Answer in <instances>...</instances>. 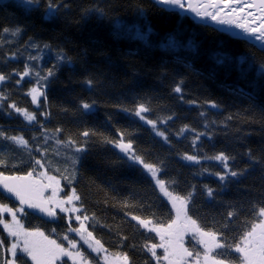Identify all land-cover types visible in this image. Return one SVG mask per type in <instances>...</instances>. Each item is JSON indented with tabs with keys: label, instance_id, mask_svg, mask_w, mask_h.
Returning <instances> with one entry per match:
<instances>
[{
	"label": "trees",
	"instance_id": "1",
	"mask_svg": "<svg viewBox=\"0 0 264 264\" xmlns=\"http://www.w3.org/2000/svg\"><path fill=\"white\" fill-rule=\"evenodd\" d=\"M48 2L39 0V7L28 12L18 6L19 0H0V31L21 29L17 36L0 35V74L8 76L0 82V95L6 97L0 100V130L22 135L31 148L30 156L28 150L0 140V151L8 160V166L0 171L24 175L31 170L33 158L41 159L46 167L37 171L60 179L61 198L74 187L81 200L73 203L83 205V212H57L55 224L18 214L24 228H38L65 246L63 236L67 234L81 250L90 252L80 236L68 229L69 224L79 227L76 215L94 214L98 223L93 226L92 221H86L85 225L109 254H127L130 264H156L142 246L159 243V237L140 228L131 216L152 218L154 214L167 225L175 212L142 166L128 161L104 141L116 140L124 132L125 141L133 142L138 155L161 166L160 178L175 181V193L185 195L194 190L189 214L205 230L221 228L228 211L237 210L225 234L229 240L238 239L244 221L251 219L252 206H264V78L258 68L264 63V52L185 14L162 10L154 0H52L59 7L51 18L46 13ZM117 22L123 27L117 28ZM170 38L175 47L168 46ZM58 54L65 59L59 61ZM29 56L40 59L30 60ZM219 56L225 58L224 64L216 63ZM243 57L248 62L241 64ZM26 64L33 74L17 84L21 78L16 73H23ZM49 69L54 74L42 82L47 101L40 97L39 106L33 105L26 93L36 86L35 74L46 75ZM178 83L180 94L173 91ZM237 87L244 89V94L235 91ZM82 101L93 105L87 113L80 107ZM13 102L34 112L37 122L29 124L9 109ZM141 103L150 108L144 114L147 119L172 117L157 124L167 142L133 114ZM45 112L47 117L42 115ZM184 125L189 130L178 134ZM56 128L62 131L54 133ZM85 130L95 134L85 138L80 135ZM198 133L203 135L196 139ZM45 134L53 137L47 143ZM57 138H71L77 146L83 142L85 151L76 153L72 146L58 145ZM37 147L47 149L46 155L41 157ZM220 152L232 157L228 161L231 170L242 175L221 183L214 173L224 171L223 165L205 159ZM185 153L197 156L200 162L182 159ZM70 157H78L71 185L61 178L66 166L65 175L72 171ZM57 167L60 172L55 171ZM206 185L215 191L211 199ZM0 200L16 207L3 197ZM125 202L129 207H124ZM186 235L184 242L191 249L196 242ZM0 239L10 245L1 226ZM104 255L99 254V264H103ZM5 258L7 253L0 250V264ZM64 260L72 264L66 257Z\"/></svg>",
	"mask_w": 264,
	"mask_h": 264
},
{
	"label": "snow or ice",
	"instance_id": "2",
	"mask_svg": "<svg viewBox=\"0 0 264 264\" xmlns=\"http://www.w3.org/2000/svg\"><path fill=\"white\" fill-rule=\"evenodd\" d=\"M154 3L161 6L162 10L182 9L194 13L195 17L201 20L207 18L218 25L234 26L245 37L251 40L258 51L264 52V0H260L259 2L261 15L254 16L252 12H248L243 17H240L239 13L243 11L242 6L245 0H154ZM234 5H240V7ZM18 6L25 11L31 12L34 8L39 7V0H19ZM58 7V5L52 3V0H49L46 9L47 17H53ZM248 7L252 8L256 7V5L249 4ZM234 15L237 18L234 19ZM248 17H252V19L249 20ZM257 21H259L258 24ZM116 26L117 28L123 27L119 22H117ZM20 32L21 29L19 27L15 29L4 28L0 31V35L10 34L11 36H17ZM233 35L237 34L233 33ZM175 45V40L170 38L168 46L175 47ZM32 47L35 48L37 46L32 45ZM44 47L48 48V45H44ZM14 56L15 53L12 54V58ZM29 59L37 60L40 57L29 56ZM57 59L63 61L65 57L58 54ZM239 62L243 64L248 62V59L247 57H243ZM216 63L224 64L225 58L223 56L217 57ZM258 68L261 78H264V63L260 64ZM16 74L21 78L17 80V84H19L24 77L31 76L33 73L30 66L26 64L24 72ZM53 74L52 69H49L46 75L35 74L36 86H33L26 93L31 97L33 105L39 106L40 97H43L46 103L47 97L42 91L44 87L42 82L47 81ZM241 75L243 78H246V73L242 72ZM7 79L8 76L0 74V82ZM86 83L91 87V80L86 81ZM173 91L178 94L182 93L181 84L178 83ZM235 91L244 94V89L242 88L237 87ZM4 99L6 97L0 95V100ZM208 103L213 108L217 107L214 102ZM80 107L87 113L92 109L93 105L82 101ZM8 108L17 112L29 124L37 122L34 112L17 107L14 102L8 104ZM124 110L128 111V109ZM149 111L150 108L141 103L135 108L133 114L141 121L150 125L156 136L163 138L167 142L168 138L165 132L160 131L157 128V124L166 123L172 117L168 116L165 119L154 121L147 119L144 115ZM42 115L47 117L48 113L45 112ZM187 130H189L188 125H184L180 128L178 134H183ZM47 131L45 129V133ZM61 131L62 129L56 128L54 133H60ZM94 134L89 130H85L80 135L87 138ZM200 135H203V133H198L196 139ZM125 136L126 133L120 132L118 139L104 138V141L119 149L128 161L142 166L144 171L151 176L160 193L171 203L172 209L175 212L174 218L167 225L156 219L154 214L152 218L131 216V219L137 221L140 228L155 233L159 237V243H145L142 246L143 250L151 254L156 264H264V206L256 204L252 206L251 219L244 221V230L238 239L229 240L225 234L228 225L238 215L235 209L228 211L227 218L221 228L205 230L198 219L193 218L189 214V205L192 203L195 194L194 190L187 192L185 195L175 193L172 190V185L175 181L160 178L161 166L147 162L143 156L138 155L133 142L131 140L125 141ZM52 138L45 134V143ZM196 139L193 140V145L196 144ZM0 140L8 141L18 148L28 150L31 156L29 142L22 135H8L5 131L0 130ZM55 142L64 147H74L76 153L85 151L83 142L77 146V142L71 138H68L66 141H61L57 138ZM36 151L40 152L41 157L47 153V149L42 150L39 147L36 148ZM59 154V152L56 153V155ZM69 159L71 160L72 171L69 175H65L64 172H68V167L66 166L64 172L61 173V178L71 185L76 179L75 165L78 163V157H70ZM182 159L195 163L200 162L197 156L187 153L182 156ZM205 159L215 160L223 165L224 171L214 173L221 183H224L229 177L235 178L242 175L241 172L231 170L228 161L232 157H229L224 152H220L212 157H205ZM48 165H51L50 161ZM7 166L8 160L6 155L3 151H0V167ZM16 166V164L12 165L14 168ZM38 167L45 168L46 164L41 159L33 158L31 170L24 175H5L3 171H0V197L8 200L15 198L19 202L18 206L10 207L8 203L0 200V226L3 227L8 237L12 238L8 246H6L4 240L0 239V250L11 256V259L5 258L3 264H29V262L30 264H67L64 260L65 257L71 260L72 264H99L98 257L100 253L105 254L103 257L104 264H130V257L127 254L119 252L109 254L101 241L94 237L92 231L88 230L85 225L86 221H92L93 226L95 223H98L94 214L92 216L76 215L75 219L79 222V227L73 228L69 224L68 229L70 232H75L80 236V239L91 250L90 252L81 250V246L67 234L63 236V240L67 241V246H65L63 243H58L56 239H50L48 235H45L38 228L33 230L24 228L18 214H26V208L52 218L56 217V209L65 213L83 212V205L77 207L73 203L81 200L76 189L73 187L71 194H68L66 198H58V194L63 191L60 186V179L49 175L47 171L38 172ZM55 171L60 172V169L57 167ZM47 189H51L50 196L45 195ZM205 191L209 199L214 197V189L206 185ZM67 205H72V207H67ZM124 207H129V205L125 202ZM6 217H10V220ZM53 232H55V229H53ZM186 234L191 235L199 247L196 245H193L191 249L186 247L184 242ZM121 239L124 240L126 237H121ZM157 249H162V255L157 254ZM200 249H203V251ZM91 253H96L97 256L93 257Z\"/></svg>",
	"mask_w": 264,
	"mask_h": 264
},
{
	"label": "water",
	"instance_id": "3",
	"mask_svg": "<svg viewBox=\"0 0 264 264\" xmlns=\"http://www.w3.org/2000/svg\"><path fill=\"white\" fill-rule=\"evenodd\" d=\"M259 2L260 0H245V3L243 4V11L239 13V16L240 17H243L245 16L248 12H252L254 16H259L261 15L262 13L260 12L259 10ZM249 4H254L256 5V7H252V8H249L248 5ZM236 7H240V5H234ZM189 16V15H188ZM190 17V16H189ZM235 18H237L235 15H234ZM249 20L252 19V17H248ZM259 23V21H257V24ZM230 30L232 32H241L239 29H236L234 26H231L230 27ZM235 37H238V36H235ZM241 38V37H239ZM250 42V41H249ZM251 43V42H250ZM50 192V189H47L45 191V195L48 196ZM8 200V199H6ZM9 202H11L12 204H14L15 206H18V201L15 200V198H12L11 200H8ZM57 213V212H56ZM26 214H29V215H32L34 216L35 218H38L39 220L41 221H44L46 223H50V224H55L58 222V213L56 214V217L52 218V217H47V216H44L43 214L41 213H38L36 212L35 210H32V209H27L26 208Z\"/></svg>",
	"mask_w": 264,
	"mask_h": 264
},
{
	"label": "rangeland",
	"instance_id": "4",
	"mask_svg": "<svg viewBox=\"0 0 264 264\" xmlns=\"http://www.w3.org/2000/svg\"><path fill=\"white\" fill-rule=\"evenodd\" d=\"M168 10H174V11H176V12H178V13H181V14H185V15H189L190 16V18H192V19H194V20H196L197 22H200V23H203V24H208V25H211V26H214L215 28H217V29H219V30H221V31H224V32H227V33H229V34H231V35H233V33H236L237 35H235V36H238V37H241L242 39H245V40H247L248 42L250 41L251 42V40L249 39V38H247V37H245L244 35H243V33H241V32H232L231 30H230V27L231 26H228V25H218V24H216V23H214V22H212L211 20H209V19H204V20H201L200 18H198V17H195V15H194V13H191V12H187V11H185V10H182V9H168ZM188 16V17H189ZM233 18L235 19V17L233 16ZM234 36V35H233ZM251 44H253L252 42H251ZM45 183H47V181H45ZM62 192V191H61ZM61 192L58 194V198H60V199H63V198H61ZM51 195V191H50V193L48 194V196H50ZM171 204V203H170ZM10 207H12V206H10ZM67 207H72V205H67ZM56 212H59V213H62V214H66L65 212H60L59 211V209H56ZM7 219H9L10 220V217H6ZM2 227V226H1ZM2 229H3V227H2ZM4 231V230H3ZM5 233V235H7V233L6 232H4ZM86 235V234H85ZM8 236V235H7ZM186 236H190V235H186ZM9 238V240H10V242H11V239L12 238H10V237H8ZM189 238H191V237H189ZM188 238V239H189ZM186 240V238H184V241ZM193 240V239H192ZM194 242H196L195 240H193ZM84 245H86V244H84ZM87 246V245H86ZM185 246L187 247V245H186V242H185ZM199 246V245H198ZM88 247V246H87ZM161 251L162 252V249H157V251ZM203 250V249H202ZM7 258L8 259H11V256H10V254H8L7 253ZM102 263L104 264V259L102 260Z\"/></svg>",
	"mask_w": 264,
	"mask_h": 264
}]
</instances>
